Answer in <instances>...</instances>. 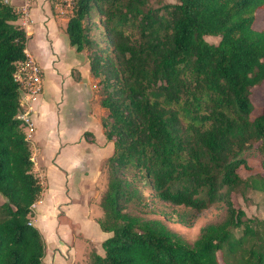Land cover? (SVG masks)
<instances>
[{"label": "trees", "instance_id": "1", "mask_svg": "<svg viewBox=\"0 0 264 264\" xmlns=\"http://www.w3.org/2000/svg\"><path fill=\"white\" fill-rule=\"evenodd\" d=\"M74 0L68 43L95 78L104 136L112 144L99 198L101 253L90 264H264V219L245 216L232 192H264V0ZM20 12L0 0V264H43L44 240L28 219L43 189L33 169L13 73L26 57ZM218 35L215 42L203 35ZM261 170L247 176L246 154ZM155 201L168 206L156 208ZM219 203L222 215L188 242L163 219L191 225Z\"/></svg>", "mask_w": 264, "mask_h": 264}, {"label": "crops", "instance_id": "2", "mask_svg": "<svg viewBox=\"0 0 264 264\" xmlns=\"http://www.w3.org/2000/svg\"><path fill=\"white\" fill-rule=\"evenodd\" d=\"M8 3L19 10L18 8L25 4V0H8ZM26 11L28 18L26 24H21V13L15 22L21 25L26 33L24 44L26 55L37 62L42 72V89L28 102V113L32 123L30 146L33 169L36 172L33 154L40 151L45 176L49 168L60 175L62 186L60 185L59 204L70 212L75 207H87L91 196L98 194L100 186L96 188L95 186L102 179L100 163L105 151L109 150L112 144L105 138L101 126L102 107L99 104L95 78L89 72L86 53L83 50H75L68 43L65 32L68 16L55 13L50 0H27ZM53 104L58 107L57 111L59 105H62L60 116L57 111L52 110ZM31 115L34 116L36 123L41 124L39 129L43 130L37 132L35 143L31 139L35 131ZM51 120L62 121L57 126V137L53 136L52 139L51 129L44 131ZM91 126L95 129L90 130ZM40 142L44 143V148L49 154L45 155L44 151H41ZM44 157H48V165L42 163ZM36 173L39 175L41 172ZM42 192L43 190L38 200L45 199ZM44 202L47 203L46 200Z\"/></svg>", "mask_w": 264, "mask_h": 264}, {"label": "rangeland", "instance_id": "3", "mask_svg": "<svg viewBox=\"0 0 264 264\" xmlns=\"http://www.w3.org/2000/svg\"><path fill=\"white\" fill-rule=\"evenodd\" d=\"M175 0H148L147 5L158 6L165 2H173ZM52 7V6H51ZM255 18L253 22L254 28H264V7L259 8L255 11ZM66 17V16H64ZM62 18V17H61ZM64 20V18H62ZM64 34V33H63ZM218 35H203V39L209 42H215L218 39ZM30 43V41H29ZM64 44V43H62ZM249 98L252 102L253 108L251 114L259 112L262 101L264 99V81L255 84L251 87ZM100 106V105H99ZM62 105L58 107L53 104V111H57L59 116ZM101 107V106H100ZM23 108L21 107L20 110ZM51 109V108H50ZM101 111L103 112L102 108ZM32 116V115H31ZM52 117V112L50 113ZM34 132L32 133V142L35 143L37 135L43 130L39 129L40 123L35 122L34 116ZM58 120H51L44 129L46 131L50 128V138L56 136ZM98 127L100 123L97 121ZM94 126H91L90 130H93ZM36 132V133H35ZM38 132V133H37ZM37 134V135H36ZM30 140V137L29 139ZM32 143H30L31 145ZM44 151V154H49L44 148V143L40 142L39 148ZM109 150H106L104 157L100 164H102V179L100 183L95 186L99 187L100 190L95 196H91L89 205L75 207L70 212L65 208L61 207L59 202L60 185L62 182L60 175L53 171V169H47L46 176L44 174V167L41 165V152L33 154V159L36 163V172L39 174L43 184L42 196L44 200L38 198L30 206V212L28 214L29 221L36 226L44 240V252L41 257L43 264H90L91 252L101 253L102 248L100 241L109 234L100 229L98 225V219L102 215V210L99 206V198L104 190L106 177H107V159L106 156L112 151V145L109 146ZM34 152V149H32ZM111 154V153H110ZM109 154V155H110ZM108 155V156H109ZM107 156V157H108ZM246 161L248 167L240 166L238 172L241 176H247L254 172L261 170L259 164V154L255 150H250L246 154ZM42 163L48 165V157H44ZM104 175V177H103ZM75 187V186H74ZM58 196V197H57ZM96 197V198H95ZM42 198V197H41ZM231 199L235 206H238L244 210L245 216H255L257 218L264 219V192L261 190L253 189L250 187L239 185L232 194ZM47 201L45 203L44 201ZM2 197L0 196V202ZM156 208L168 209V206L163 202L155 201L153 203ZM222 207L219 203H211L207 207L195 213L191 225H184L178 222L171 221L165 217L164 214L149 212L148 216L159 217L173 230L180 233L188 242L192 241L197 232L198 228L202 223L216 219L222 215ZM88 216H85V215ZM222 264V263H218Z\"/></svg>", "mask_w": 264, "mask_h": 264}, {"label": "built area", "instance_id": "4", "mask_svg": "<svg viewBox=\"0 0 264 264\" xmlns=\"http://www.w3.org/2000/svg\"><path fill=\"white\" fill-rule=\"evenodd\" d=\"M3 1L8 2V0ZM26 2L27 0H25V4L18 8L19 12L21 13V24H26L28 21ZM50 2L53 10L58 15L68 16L71 14L74 0H50ZM13 77L19 82L21 87L19 105L23 109L19 111L17 116L22 121L25 138L29 139L32 123L28 113V102L33 99L42 89L41 68L33 58L26 55L24 59L18 61L16 69L13 73Z\"/></svg>", "mask_w": 264, "mask_h": 264}]
</instances>
